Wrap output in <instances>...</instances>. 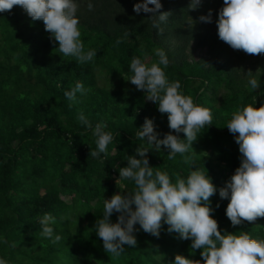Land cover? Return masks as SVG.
I'll return each mask as SVG.
<instances>
[{"label":"trees","instance_id":"1","mask_svg":"<svg viewBox=\"0 0 264 264\" xmlns=\"http://www.w3.org/2000/svg\"><path fill=\"white\" fill-rule=\"evenodd\" d=\"M75 2L84 49L96 53L83 64L59 53L43 21H33L21 7L0 13V258L8 264H172L179 254L202 261L201 250L192 254V241L169 233L167 224L159 237L137 224L136 247L125 245L119 256L106 253L95 232L105 199L135 188L134 181L119 178V170L127 166L125 157L146 143L136 136L145 119L153 120L158 139L171 131L167 114L127 80L133 74L131 60L140 57L150 66L158 62L157 49L169 59L164 69L169 82L178 80L183 95L210 109L212 125L193 142L195 153L184 154L193 157L192 163L181 154L168 159L161 146L147 154L150 167L166 172L173 182L204 171L217 189L210 206L222 233L264 239V218L233 227L226 216L229 201L219 197L242 159L227 123L243 107L264 104V54L248 55L219 39L216 22L223 0H201L194 11L189 10L191 0H160L159 12H171L160 25L162 35L151 27L150 13L133 11L143 0ZM210 9L212 22H201ZM197 49L205 54L196 56ZM251 78L258 80V89H251ZM77 82L85 92L71 101L64 93ZM81 112L93 127L103 123L113 134L106 153L98 157L89 155L96 150V138L79 122ZM179 136L186 139L183 132ZM45 215L62 237L56 244L40 235L39 220ZM118 215L112 214V223Z\"/></svg>","mask_w":264,"mask_h":264},{"label":"clouds","instance_id":"2","mask_svg":"<svg viewBox=\"0 0 264 264\" xmlns=\"http://www.w3.org/2000/svg\"><path fill=\"white\" fill-rule=\"evenodd\" d=\"M223 4L216 22L219 39L248 55L264 54V0H223ZM200 5L201 0H191L189 10H197ZM14 6L21 7L33 21H43L45 31L58 42V51L63 56L72 57L80 64L94 60L95 51H85L80 39L75 0H0V13L10 12ZM87 7L89 11L94 9L91 2ZM161 8L160 0H143L134 4L133 11L150 13L151 27L162 35L160 25L168 22L171 12H159ZM211 17L210 9L199 20L211 23ZM155 55L158 62L150 66L140 57H134L130 63L133 74L127 80L144 91L146 99L156 103L161 114H167L171 131L158 139L153 120L145 119L136 136L146 143L136 147L135 155L126 156L127 166L119 170V178L134 181L135 188L130 193L114 194L105 199L103 217L95 224L96 235L102 240L106 253L119 256L125 245L136 247L137 224L144 232L156 237H159L162 225L167 224L169 233L175 232L183 240L190 239V252L194 254L201 250L202 257L201 261L177 254L172 264H264V239L252 238L246 232L237 234L225 230L222 233L219 229L210 206V197L217 189L207 173L191 171L186 179L176 177L173 182L166 172L150 167L147 154L153 149L161 151V146L168 150V159L181 154L186 163H192L193 157L184 154L190 150L195 153L193 142L205 126L212 125L210 109L196 105L190 96L183 95L178 80L169 82L164 69L170 62L165 51L157 49ZM248 83L253 90L260 86L256 78L249 79ZM84 92V86L77 82L64 95L75 101L77 93ZM77 118L96 138V150L90 151L89 155L95 158L106 153L114 139L113 134L105 130L106 125L97 123L93 127L82 112ZM227 128L236 136L242 159L235 173L219 189V197L229 201L226 216L236 227L264 218V104L260 107L249 104L236 111ZM181 132L186 139L180 138ZM113 213L119 214L115 223L110 220ZM50 219L48 215L40 218V235L56 244L62 237L54 234V229L49 226ZM0 264L8 262L0 258Z\"/></svg>","mask_w":264,"mask_h":264},{"label":"rangeland","instance_id":"3","mask_svg":"<svg viewBox=\"0 0 264 264\" xmlns=\"http://www.w3.org/2000/svg\"><path fill=\"white\" fill-rule=\"evenodd\" d=\"M195 53L197 54L196 56H201V55L205 54V50H199V49H197L195 51Z\"/></svg>","mask_w":264,"mask_h":264}]
</instances>
